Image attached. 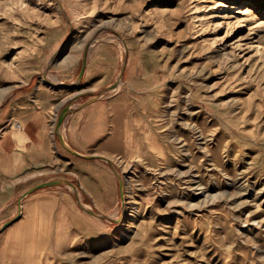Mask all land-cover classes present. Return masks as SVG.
<instances>
[{
    "label": "rangeland",
    "instance_id": "374dc122",
    "mask_svg": "<svg viewBox=\"0 0 264 264\" xmlns=\"http://www.w3.org/2000/svg\"><path fill=\"white\" fill-rule=\"evenodd\" d=\"M69 51L78 76L125 56L100 97L141 93L136 147L25 198L47 182L0 180V264H264V0H0V140L36 83L83 84L52 72Z\"/></svg>",
    "mask_w": 264,
    "mask_h": 264
},
{
    "label": "crops",
    "instance_id": "0c3cea01",
    "mask_svg": "<svg viewBox=\"0 0 264 264\" xmlns=\"http://www.w3.org/2000/svg\"><path fill=\"white\" fill-rule=\"evenodd\" d=\"M124 57L120 51L87 54L81 86L52 87L38 82L31 97L22 100L23 105L18 100L17 109L12 111L9 120L22 122L23 131L8 130L0 140V180L25 175L21 181L28 185L30 181L37 180L31 184L33 186L63 180L59 174L68 170L74 169L81 176L82 168L93 170L91 163L82 164L79 168L75 159H98L111 167L110 159L128 158L132 148L136 147L132 139H138L139 135L141 106L137 95L141 93L126 87L111 100L100 97L112 83L119 81ZM111 59L114 61H108ZM80 63V57L69 51L56 63L52 72L63 82L74 83L79 77L77 71ZM67 106L70 111L61 126V133L70 150L63 146L62 137L56 133V126L53 127L55 118L58 121L59 114ZM18 108L24 110L20 113ZM92 174L82 178L84 185L93 179L102 180L99 174ZM110 180L106 183L95 181L94 185H112L113 180ZM52 187L59 188L60 185ZM39 193L29 200V206L34 203L30 206V213L39 208L40 201L52 202L58 198L60 202L61 197H65L60 191L58 197L54 198L47 197V190ZM29 218L27 216L14 225H26ZM31 225L37 224L32 220Z\"/></svg>",
    "mask_w": 264,
    "mask_h": 264
},
{
    "label": "water",
    "instance_id": "95a60500",
    "mask_svg": "<svg viewBox=\"0 0 264 264\" xmlns=\"http://www.w3.org/2000/svg\"><path fill=\"white\" fill-rule=\"evenodd\" d=\"M85 65H86V58H85L84 63H83V68H82V70H81V72H80V74H79L80 79L83 78ZM50 85H51V84H50ZM51 86L54 87L53 85H51ZM69 111H70L69 106H67V107H65V108L61 111V113L59 114L58 121H57V128H56V131H58V127H60V126L64 123L65 118H66L67 114L69 113ZM74 153H75V155H78L76 152H74ZM60 183H61L60 181H52V182H47V183L41 184V185H39V186H37V187H35V188L29 190L28 192H26V193L24 194L23 198H25V197L31 195L33 192H35V191H37V190H39V189H41V188L50 187V186H56V185H58V184H60ZM13 222H15V221H12V222L8 223L5 227H8V226L11 225Z\"/></svg>",
    "mask_w": 264,
    "mask_h": 264
},
{
    "label": "built area",
    "instance_id": "2783aa9c",
    "mask_svg": "<svg viewBox=\"0 0 264 264\" xmlns=\"http://www.w3.org/2000/svg\"><path fill=\"white\" fill-rule=\"evenodd\" d=\"M15 126H16V128L21 129V125L20 124H16Z\"/></svg>",
    "mask_w": 264,
    "mask_h": 264
}]
</instances>
